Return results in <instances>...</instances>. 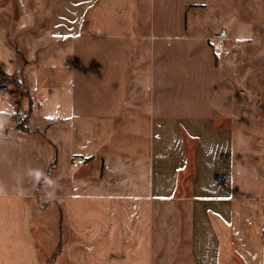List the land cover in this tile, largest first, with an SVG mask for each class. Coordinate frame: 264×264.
<instances>
[{
    "label": "crops",
    "instance_id": "0c3cea01",
    "mask_svg": "<svg viewBox=\"0 0 264 264\" xmlns=\"http://www.w3.org/2000/svg\"><path fill=\"white\" fill-rule=\"evenodd\" d=\"M209 3L0 0V264H264V163L229 124L225 27L196 30Z\"/></svg>",
    "mask_w": 264,
    "mask_h": 264
},
{
    "label": "rangeland",
    "instance_id": "374dc122",
    "mask_svg": "<svg viewBox=\"0 0 264 264\" xmlns=\"http://www.w3.org/2000/svg\"><path fill=\"white\" fill-rule=\"evenodd\" d=\"M196 13L197 25L203 21L208 23L201 27L197 26L199 28L196 27V30L218 32L222 27L226 29L227 35L224 39L229 50L228 56L220 55L213 41L208 43L219 55L216 65L220 69L221 88L231 92L235 99L236 118L229 124L238 130L251 132V146L257 153L255 156H260L264 163V39L261 36L258 0H210L207 6L200 8ZM138 32L144 34V29ZM8 33L12 37L15 35L10 30ZM218 35L221 33L208 39ZM142 52L145 54L144 50ZM140 99L142 105L133 97L134 110L143 106V91ZM137 115V119H143V114ZM42 157L38 167L46 164L49 158L48 151L43 153ZM191 174V166H188L182 178L189 179ZM48 177L44 178V174L39 177L35 186L36 194L46 184ZM39 181L42 182L40 187Z\"/></svg>",
    "mask_w": 264,
    "mask_h": 264
},
{
    "label": "built area",
    "instance_id": "2783aa9c",
    "mask_svg": "<svg viewBox=\"0 0 264 264\" xmlns=\"http://www.w3.org/2000/svg\"><path fill=\"white\" fill-rule=\"evenodd\" d=\"M211 41L214 42L213 44L215 45V49L218 51L220 55L228 56L229 50L226 46V42L223 36L221 35L215 36L209 40V42ZM20 83H21L20 81H16L17 88H21L20 86H18ZM4 97H9V98L12 97V88L7 85L0 86V102L3 101ZM84 164H85V161L82 158L76 157L70 160V165L73 168H79L83 166ZM261 232H264L263 228H261Z\"/></svg>",
    "mask_w": 264,
    "mask_h": 264
},
{
    "label": "trees",
    "instance_id": "16d2710c",
    "mask_svg": "<svg viewBox=\"0 0 264 264\" xmlns=\"http://www.w3.org/2000/svg\"><path fill=\"white\" fill-rule=\"evenodd\" d=\"M18 86L21 87V83ZM23 112L24 111L21 108L20 101L18 100L14 113L10 116V119L15 122L17 129H19L22 132H25L27 130L26 124L28 123V112L25 111L24 116H22ZM55 164H56V160L54 159L51 162L49 169L45 172L44 178H47L51 174L52 170L55 168ZM41 183L42 182L39 181V187L41 186Z\"/></svg>",
    "mask_w": 264,
    "mask_h": 264
}]
</instances>
